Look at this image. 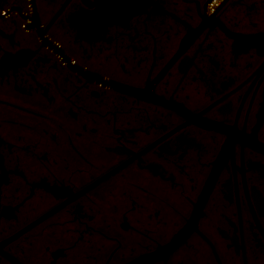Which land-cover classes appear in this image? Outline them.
I'll return each instance as SVG.
<instances>
[{
    "label": "flooded vegetation",
    "instance_id": "1",
    "mask_svg": "<svg viewBox=\"0 0 264 264\" xmlns=\"http://www.w3.org/2000/svg\"><path fill=\"white\" fill-rule=\"evenodd\" d=\"M0 0V264H264V0Z\"/></svg>",
    "mask_w": 264,
    "mask_h": 264
},
{
    "label": "built area",
    "instance_id": "2",
    "mask_svg": "<svg viewBox=\"0 0 264 264\" xmlns=\"http://www.w3.org/2000/svg\"><path fill=\"white\" fill-rule=\"evenodd\" d=\"M219 2L220 0H210V2L207 4V10H212L218 5Z\"/></svg>",
    "mask_w": 264,
    "mask_h": 264
}]
</instances>
